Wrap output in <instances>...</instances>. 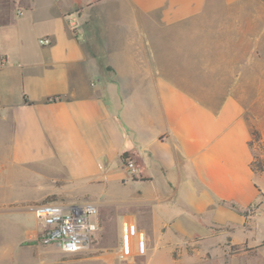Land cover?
Returning a JSON list of instances; mask_svg holds the SVG:
<instances>
[{
	"label": "crops",
	"instance_id": "crops-1",
	"mask_svg": "<svg viewBox=\"0 0 264 264\" xmlns=\"http://www.w3.org/2000/svg\"><path fill=\"white\" fill-rule=\"evenodd\" d=\"M255 3L0 0V264H264ZM47 198L98 207L99 252L41 242Z\"/></svg>",
	"mask_w": 264,
	"mask_h": 264
},
{
	"label": "built area",
	"instance_id": "built-area-1",
	"mask_svg": "<svg viewBox=\"0 0 264 264\" xmlns=\"http://www.w3.org/2000/svg\"><path fill=\"white\" fill-rule=\"evenodd\" d=\"M40 42L51 43L46 38ZM124 168L128 176L136 175L137 168L133 160H125ZM33 212L44 228L41 242L45 245H56L66 254L87 250L99 230V209L93 203L47 202L35 206Z\"/></svg>",
	"mask_w": 264,
	"mask_h": 264
},
{
	"label": "rangeland",
	"instance_id": "rangeland-1",
	"mask_svg": "<svg viewBox=\"0 0 264 264\" xmlns=\"http://www.w3.org/2000/svg\"><path fill=\"white\" fill-rule=\"evenodd\" d=\"M249 7V6H248ZM235 13V12H234ZM246 20L240 21V31L245 32V49H246V83L245 94L247 98L254 97L259 98L258 109L256 114L260 117V121L257 124L251 120V147L254 153L255 169H258L261 165L264 166V6L258 3L253 4L247 10H245ZM240 15V14H239ZM241 17V15H240ZM243 17V16H242ZM260 62L261 64H256ZM249 103H253L249 101ZM264 205V198L261 199ZM58 202L56 198H47L40 203ZM39 203V204H40ZM35 207V206H33ZM33 211V208H30ZM250 215L254 211V208H249ZM264 219V218H262ZM29 226L35 228L38 224L36 217L32 214L28 215ZM116 233V231H115ZM97 236V235H96ZM99 247V246H98ZM91 248V250H90ZM94 246L88 248V254H96L99 251H93Z\"/></svg>",
	"mask_w": 264,
	"mask_h": 264
},
{
	"label": "trees",
	"instance_id": "trees-1",
	"mask_svg": "<svg viewBox=\"0 0 264 264\" xmlns=\"http://www.w3.org/2000/svg\"><path fill=\"white\" fill-rule=\"evenodd\" d=\"M56 100V98H51V101H55ZM26 102L27 103H29V101L28 100H26ZM123 161H125V160H127L128 159V156L126 155V154H124L123 156H122V158H121ZM255 160V159H254ZM255 162H253V168H254V170H255V172L256 173H259V172H263L264 171V166L263 165H261L258 169H255ZM250 211H249V209H247V210H245L244 212H243V215L246 217V218H248L249 216H250ZM240 248V246H233L231 249H232V251H236L237 249H239Z\"/></svg>",
	"mask_w": 264,
	"mask_h": 264
}]
</instances>
